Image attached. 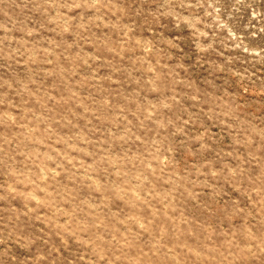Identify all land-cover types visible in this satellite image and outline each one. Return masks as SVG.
I'll return each instance as SVG.
<instances>
[{"label":"rangeland","instance_id":"obj_1","mask_svg":"<svg viewBox=\"0 0 264 264\" xmlns=\"http://www.w3.org/2000/svg\"><path fill=\"white\" fill-rule=\"evenodd\" d=\"M0 264H264V0H0Z\"/></svg>","mask_w":264,"mask_h":264}]
</instances>
